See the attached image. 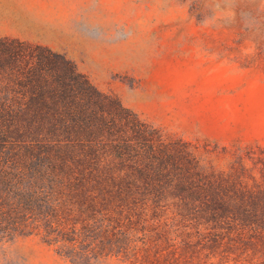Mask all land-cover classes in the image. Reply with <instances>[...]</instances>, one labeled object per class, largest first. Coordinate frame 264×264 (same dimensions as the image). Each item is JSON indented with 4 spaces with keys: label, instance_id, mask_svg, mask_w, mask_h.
Listing matches in <instances>:
<instances>
[{
    "label": "rangeland",
    "instance_id": "374dc122",
    "mask_svg": "<svg viewBox=\"0 0 264 264\" xmlns=\"http://www.w3.org/2000/svg\"><path fill=\"white\" fill-rule=\"evenodd\" d=\"M2 24L15 31L0 34L6 135L33 136L27 105L49 109L29 99H81L83 77L99 92L85 107L119 102L174 156L156 165L151 192L137 178L112 194L120 235L81 264H264V0H0ZM30 56L50 60L30 75ZM30 79L73 86L51 92ZM0 264L74 263L26 235L0 239Z\"/></svg>",
    "mask_w": 264,
    "mask_h": 264
},
{
    "label": "trees",
    "instance_id": "16d2710c",
    "mask_svg": "<svg viewBox=\"0 0 264 264\" xmlns=\"http://www.w3.org/2000/svg\"><path fill=\"white\" fill-rule=\"evenodd\" d=\"M10 41L31 47L17 39ZM28 58L26 73L30 75L50 60L46 57L33 64L34 57ZM68 72L71 77L76 74L71 65ZM82 79L81 99L68 93L29 99L49 109L33 112L27 105L28 117L23 122L30 124L33 136L23 139L0 129L1 137L8 139H0V239L40 236L74 264L112 251L111 238L120 235L121 229L113 218L112 194L119 197L136 188L137 178L151 192L152 186H159L162 172L156 165L174 157L157 142L155 128L119 102L108 112L85 107L82 99L90 102L99 92ZM44 80L30 79L29 87L72 90L69 80L56 79V84ZM125 112L132 118L125 119ZM39 124L45 126V134L39 132ZM183 159L189 161L187 155ZM148 195L153 201L157 197Z\"/></svg>",
    "mask_w": 264,
    "mask_h": 264
},
{
    "label": "crops",
    "instance_id": "0c3cea01",
    "mask_svg": "<svg viewBox=\"0 0 264 264\" xmlns=\"http://www.w3.org/2000/svg\"><path fill=\"white\" fill-rule=\"evenodd\" d=\"M0 34L1 35H15V31L13 30H6L5 25L0 26Z\"/></svg>",
    "mask_w": 264,
    "mask_h": 264
}]
</instances>
